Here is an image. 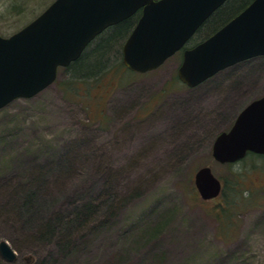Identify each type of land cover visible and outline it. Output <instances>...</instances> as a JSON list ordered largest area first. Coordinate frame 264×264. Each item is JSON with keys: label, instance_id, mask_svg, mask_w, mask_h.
Here are the masks:
<instances>
[{"label": "rangeland", "instance_id": "1", "mask_svg": "<svg viewBox=\"0 0 264 264\" xmlns=\"http://www.w3.org/2000/svg\"><path fill=\"white\" fill-rule=\"evenodd\" d=\"M53 1L0 0V36ZM132 29L100 70L61 68L47 88L0 109V242L16 253L0 264H264V156L230 172L211 156L215 137L264 95V56L190 88L177 78L182 51L147 73L124 66ZM203 166L242 179L248 205L225 227L212 215L222 199L202 201L194 189ZM237 192L227 199L238 204Z\"/></svg>", "mask_w": 264, "mask_h": 264}, {"label": "water", "instance_id": "2", "mask_svg": "<svg viewBox=\"0 0 264 264\" xmlns=\"http://www.w3.org/2000/svg\"><path fill=\"white\" fill-rule=\"evenodd\" d=\"M226 1L54 0L17 32L0 36V109L47 88L59 68H67L98 35L138 11L140 16L122 46V62L135 73L153 71L182 49ZM259 56H264V0H253L211 36L183 51L177 77L192 88ZM249 152L264 154V96L243 108L211 148L219 164L238 162ZM193 185L202 201L216 198L222 188L209 166L194 172ZM0 257L7 262L16 259L5 241L0 242Z\"/></svg>", "mask_w": 264, "mask_h": 264}, {"label": "trees", "instance_id": "3", "mask_svg": "<svg viewBox=\"0 0 264 264\" xmlns=\"http://www.w3.org/2000/svg\"><path fill=\"white\" fill-rule=\"evenodd\" d=\"M252 0H228L223 6L222 9H218L215 13L212 14L211 20H207L203 25H209V27L213 26L217 23L220 19H224L226 16L229 15L234 11L232 6L235 4H239V7L245 8ZM241 9V10H242ZM240 10V11H241ZM235 13L233 16H235ZM136 15V14H135ZM214 16V17H213ZM232 16V17H233ZM139 17V15H138ZM213 17V18H212ZM231 17V18H232ZM229 18L228 20H230ZM138 18H134V15L128 18L127 20L112 26V28L107 31L105 34H100V38L96 41L95 46L92 49L83 52L81 56L73 63H71L67 68L63 69L69 71L73 74L79 75L84 73H89L92 71L100 70L103 65L107 62L109 56H115L118 53V43L121 39V36L126 34L130 29L133 28ZM223 22L225 24L227 21ZM222 24V25H223ZM202 25V26H203ZM221 25V26H222ZM201 26V27H202ZM109 29V28H108ZM122 66V63H120ZM254 157V158H262L263 156L255 155L252 153H248L247 157ZM234 164H224L223 166L230 172L231 168ZM236 180L231 182L229 178H220L223 188L221 194L218 198L222 199V203L218 206V208L212 212V215L216 220L222 224V227H225L227 223L230 221L232 216L239 214L241 211L240 207H247L248 201L243 202V191L241 190L242 179L240 177L235 176ZM230 190H238L237 195H239L238 204L235 202L227 199V191ZM250 204V203H249Z\"/></svg>", "mask_w": 264, "mask_h": 264}, {"label": "flooded vegetation", "instance_id": "4", "mask_svg": "<svg viewBox=\"0 0 264 264\" xmlns=\"http://www.w3.org/2000/svg\"><path fill=\"white\" fill-rule=\"evenodd\" d=\"M262 97V96H261Z\"/></svg>", "mask_w": 264, "mask_h": 264}]
</instances>
